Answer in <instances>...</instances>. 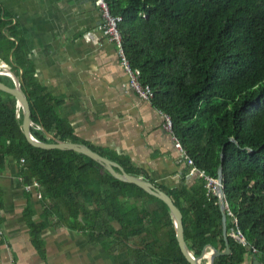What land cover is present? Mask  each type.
<instances>
[{"label": "trees", "instance_id": "1", "mask_svg": "<svg viewBox=\"0 0 264 264\" xmlns=\"http://www.w3.org/2000/svg\"><path fill=\"white\" fill-rule=\"evenodd\" d=\"M126 56L153 92V106L172 120V133L196 170L191 186L155 183L128 158L78 139L36 83L20 45L0 20V65L20 78L31 105L33 136L44 143H79L119 162L124 170L167 193L182 214L185 243L194 257L207 245L226 250L223 215L209 180L224 151L223 186L231 253L214 264H242L249 253L264 264V0H107ZM19 69L22 70L20 75ZM0 82L15 88L14 77ZM23 110L0 91V171L7 157L38 182L43 216L54 227L87 232L90 240L125 252L132 264H189L178 247L168 206L135 184L117 180L102 163L79 153L40 149L26 140ZM51 136V137H50ZM236 139L237 144L230 141ZM117 171H119L117 169ZM33 242L43 223L27 214ZM113 223L120 228L116 229ZM241 232L242 244L232 233ZM210 249H207V253ZM202 264H208L203 258Z\"/></svg>", "mask_w": 264, "mask_h": 264}, {"label": "crops", "instance_id": "2", "mask_svg": "<svg viewBox=\"0 0 264 264\" xmlns=\"http://www.w3.org/2000/svg\"><path fill=\"white\" fill-rule=\"evenodd\" d=\"M0 20L78 139L128 158L167 188L189 187L199 178L175 148L164 114L130 87L117 48L98 30L103 14L94 0H0ZM0 72L19 85L9 65L1 63ZM22 163L7 157L0 171V264H132L118 247L92 241L87 232L54 227L43 216L40 186L22 174ZM27 214L44 225L42 245L33 242ZM255 261L248 253L242 264Z\"/></svg>", "mask_w": 264, "mask_h": 264}, {"label": "water", "instance_id": "3", "mask_svg": "<svg viewBox=\"0 0 264 264\" xmlns=\"http://www.w3.org/2000/svg\"><path fill=\"white\" fill-rule=\"evenodd\" d=\"M0 91L6 92L12 95L13 97H15L18 100V104L22 107L23 116H24L22 127H23L25 138L29 142V144H31L32 146L36 148H40V149L68 150V151L79 153L85 157H90L93 160L97 161L98 163H102L106 167V169L110 172V175H112L117 180L135 184L138 187L142 188L144 191H146L151 196H154L160 199L161 201H163L168 206L170 213L172 215V218L174 221V227H175V237H176L180 252L182 253V255L184 256V258L189 264H202L203 258L208 259V264H214V261L217 257L221 255H228L231 253V250L229 247L228 233H227V208L228 207L225 201V192H224V186H223V163H224V156H225L224 151H222L221 153V163L218 167V175H217V180H216L217 185L215 189V194L218 197L219 207L223 215V235H224V240L226 243V250L224 252H220L214 246L207 245L205 249L203 250V253L200 257H194L190 253L185 243V240H184L182 214L180 210L175 206L173 200L167 193H165L164 191H162L161 189L153 185L151 182L141 177L128 174L124 170V167L119 162L92 151L86 145L79 144V143L63 142L57 139H53L54 143H44V142L37 140L31 132V126H33L34 123L31 118L32 117L31 105H30V102L25 92L21 89L19 85H17L15 88H11L10 86L3 84L2 82H0ZM230 141L237 144V141L234 138H231ZM117 169L119 171H117ZM235 238L238 240L237 236H235ZM207 249H210L209 253H207ZM254 264H258V262L255 261Z\"/></svg>", "mask_w": 264, "mask_h": 264}, {"label": "built area", "instance_id": "4", "mask_svg": "<svg viewBox=\"0 0 264 264\" xmlns=\"http://www.w3.org/2000/svg\"><path fill=\"white\" fill-rule=\"evenodd\" d=\"M96 6L100 10V14H103V23H100L98 25V30L100 32H103L104 35L109 39L110 43L115 45L118 51V55L120 58V62L122 67L125 70V73L129 77V85L130 87L144 100L150 101L153 97V92L150 89L149 86H144L140 81V70L136 67H134L131 63V61L128 59V57L125 54L124 47H123V39L122 35L119 30V25L122 22L121 16H114L110 11V5L107 2V0H94ZM0 75H5L6 77H13V75L9 72H0ZM164 127L166 130L172 132V120L171 118L164 114ZM175 148L180 151L184 159H186L187 165L192 167V170L194 172H199L200 176H205V173L202 171H198L193 166V162L191 159H188L186 157V154L181 146V144L175 139ZM24 160V158H22ZM206 178L209 180V185H217V181H214L212 178L206 176ZM235 236H237L238 240L241 241L242 244L245 243L241 232H238Z\"/></svg>", "mask_w": 264, "mask_h": 264}, {"label": "rangeland", "instance_id": "5", "mask_svg": "<svg viewBox=\"0 0 264 264\" xmlns=\"http://www.w3.org/2000/svg\"><path fill=\"white\" fill-rule=\"evenodd\" d=\"M0 77H5V76H1V75H0ZM21 160H22V159H21ZM22 161H24V160H22ZM213 180L216 181V180H217V177L214 178ZM208 187H209V188H213L214 191H215V189H216V185H208Z\"/></svg>", "mask_w": 264, "mask_h": 264}]
</instances>
